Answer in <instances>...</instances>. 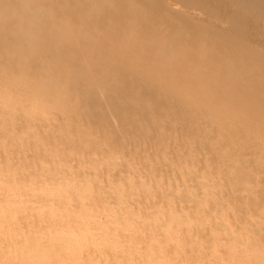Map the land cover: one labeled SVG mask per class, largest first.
<instances>
[{"label":"clouds","instance_id":"9594fccd","mask_svg":"<svg viewBox=\"0 0 264 264\" xmlns=\"http://www.w3.org/2000/svg\"><path fill=\"white\" fill-rule=\"evenodd\" d=\"M117 0H0V264H264V114L150 49ZM103 25V26H102ZM135 77L194 137L141 146L82 95Z\"/></svg>","mask_w":264,"mask_h":264},{"label":"rangeland","instance_id":"374dc122","mask_svg":"<svg viewBox=\"0 0 264 264\" xmlns=\"http://www.w3.org/2000/svg\"><path fill=\"white\" fill-rule=\"evenodd\" d=\"M116 7L114 29L128 22L127 9H135L150 49L212 75L222 97L264 114V0H117ZM81 103L93 127L134 146L202 131L129 75L119 74L108 90L85 91Z\"/></svg>","mask_w":264,"mask_h":264},{"label":"bare ground","instance_id":"6f19581e","mask_svg":"<svg viewBox=\"0 0 264 264\" xmlns=\"http://www.w3.org/2000/svg\"><path fill=\"white\" fill-rule=\"evenodd\" d=\"M151 95V94H150ZM151 100V99H150ZM169 107V106H168ZM144 119H145V117H144ZM146 120V119H145ZM164 120V119H163ZM129 121V120H128ZM143 125V124H142ZM151 127V126H150ZM130 136V135H129ZM139 142H137V144H138ZM138 146H139V144H138Z\"/></svg>","mask_w":264,"mask_h":264}]
</instances>
